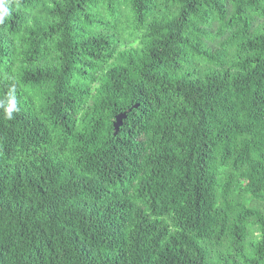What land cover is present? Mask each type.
<instances>
[{
	"label": "trees",
	"instance_id": "obj_1",
	"mask_svg": "<svg viewBox=\"0 0 264 264\" xmlns=\"http://www.w3.org/2000/svg\"><path fill=\"white\" fill-rule=\"evenodd\" d=\"M4 13L0 264H264V0Z\"/></svg>",
	"mask_w": 264,
	"mask_h": 264
},
{
	"label": "water",
	"instance_id": "obj_2",
	"mask_svg": "<svg viewBox=\"0 0 264 264\" xmlns=\"http://www.w3.org/2000/svg\"><path fill=\"white\" fill-rule=\"evenodd\" d=\"M126 117L125 113H120L115 116V121L113 123L114 134L118 132L119 127L122 125V120Z\"/></svg>",
	"mask_w": 264,
	"mask_h": 264
},
{
	"label": "clouds",
	"instance_id": "obj_3",
	"mask_svg": "<svg viewBox=\"0 0 264 264\" xmlns=\"http://www.w3.org/2000/svg\"><path fill=\"white\" fill-rule=\"evenodd\" d=\"M4 15H6V13H4V14H0V23L3 22ZM16 110H17V109L15 108V105L9 107V108L5 111V118L8 119V120L13 119V115H12V113H13L14 111H16Z\"/></svg>",
	"mask_w": 264,
	"mask_h": 264
}]
</instances>
